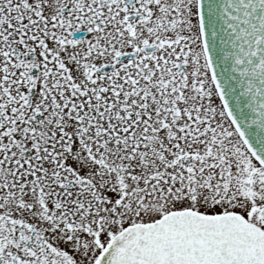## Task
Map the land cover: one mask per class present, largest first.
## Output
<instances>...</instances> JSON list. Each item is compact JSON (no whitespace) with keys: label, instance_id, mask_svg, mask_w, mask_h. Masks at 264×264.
<instances>
[{"label":"snow or ice","instance_id":"6c2138e0","mask_svg":"<svg viewBox=\"0 0 264 264\" xmlns=\"http://www.w3.org/2000/svg\"><path fill=\"white\" fill-rule=\"evenodd\" d=\"M0 264H264V0H0Z\"/></svg>","mask_w":264,"mask_h":264}]
</instances>
